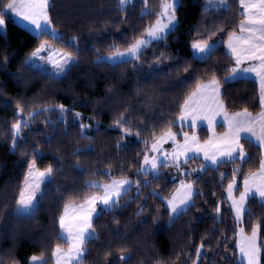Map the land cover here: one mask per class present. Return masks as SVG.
Returning a JSON list of instances; mask_svg holds the SVG:
<instances>
[{"label":"trees","instance_id":"1","mask_svg":"<svg viewBox=\"0 0 264 264\" xmlns=\"http://www.w3.org/2000/svg\"><path fill=\"white\" fill-rule=\"evenodd\" d=\"M4 2L0 0V5ZM51 2L54 5L51 15L58 33L63 34L65 39L79 36L83 50L77 57L79 64L63 79L50 80L38 69H29L24 65L23 61L30 57L39 41L20 26L12 14L5 17L6 34L0 32V261L3 264H29L32 255L43 254L48 264H54L51 252L55 245L59 243L67 247L57 239L59 228L56 218L63 211L64 203L72 193L77 194L75 202L80 203L82 197L89 194V190L82 187L89 180L109 182L107 176L93 173L110 170L120 179L121 168L123 175L132 181L131 188L117 207L95 218L96 238L86 244L83 264H124L119 260L121 255L128 257L127 264H234L239 261L234 243L238 229L230 211L226 188L234 168H241L242 174L237 176L241 188L243 174L257 170L260 159L258 146L245 143V150L252 157L247 164L241 165L237 161L235 164H222L216 170L209 167L202 172V178L194 185L202 195L195 196V206L179 215L173 223L169 222L166 200L162 203L161 198L170 197L179 187L183 178L180 172L174 167H162L158 179H153L151 174H138L145 151L142 141L148 140L150 145L154 125H158L155 131L159 135L167 120L176 118L177 112L173 109L178 106L183 93L194 87L193 80L184 89H174L166 76L158 77L155 73L152 79H145V74L151 70L150 65L155 66L154 57L163 52L190 58L192 40L206 38L210 28L224 27L226 32L238 31L239 21L243 19L239 0H229V9L225 12H204L201 6L204 0H180V27L170 35L168 47L165 48L163 43L149 47L141 59L150 63H143V71L135 73L131 71V64L119 68L95 64L97 56L90 49L98 48L100 54L106 56L109 45L122 47L124 39L139 35L155 19L154 16L140 18L143 5L139 0L125 12L117 11L116 0ZM159 6L160 0H149L151 12L158 11ZM125 18L126 23L122 22ZM193 26L200 31H192L189 36ZM226 32H218L211 40H219L221 36L227 39ZM40 40H46L65 52L72 51L75 55L74 49L66 48L57 39L42 36ZM225 52L226 48L221 43L207 64L194 63L192 68L199 75L205 69L218 66L220 71L217 75L223 81L228 75L225 67L233 66ZM173 63V60H165L161 66ZM186 75L181 66L179 71L170 73L171 81ZM222 91L229 113L245 107L253 114L260 111L259 85L255 80L237 79L223 84ZM17 103L24 107L25 118L30 111L60 104L71 111L64 114L63 119L57 111L36 116L30 121L31 127L24 128L21 133L27 138V145L17 147L13 152L10 132L11 124L16 122L14 113ZM77 112L83 123L91 124L87 130L91 139L81 138V120L75 117ZM120 113L129 118L133 132L146 126L140 137L123 136L113 123ZM159 117L165 120H158ZM49 120L51 125L47 123ZM173 131L179 133L180 125L177 124ZM183 131L192 134L188 127H184ZM196 133L203 142L210 135L205 127L197 129ZM178 139L182 142V135ZM33 148L43 154L38 158L41 169L51 164L57 171L53 173L51 183L46 182L43 186L47 195L41 202L40 211L32 219H21L11 214L16 207L13 197L18 193L27 170L24 161L32 158ZM88 148L94 151L71 155L77 149ZM203 163L201 158L190 160L183 165L182 171L199 168ZM77 165L83 169L82 172L71 171ZM176 173L180 176L175 177ZM221 173L227 178L221 180ZM137 180L150 181L147 187L141 183L140 195H137ZM61 186L67 188V192L56 191ZM153 191L160 196L150 195ZM60 196L65 199L58 200ZM218 205L220 213L216 211ZM247 209L251 216L245 215L244 229L251 234L252 226L261 223L260 244L264 245V206L254 197L249 200ZM201 243L204 247L197 259L196 249ZM225 257L229 259L226 261ZM261 259L264 264V248Z\"/></svg>","mask_w":264,"mask_h":264},{"label":"snow or ice","instance_id":"2","mask_svg":"<svg viewBox=\"0 0 264 264\" xmlns=\"http://www.w3.org/2000/svg\"><path fill=\"white\" fill-rule=\"evenodd\" d=\"M136 0H116L117 11L125 12L129 7H134ZM143 5L140 12V18L154 16L155 19L147 24L139 35H133L130 39H124L122 47L111 44L108 47V55H101L100 49L93 47L90 51L94 52L97 59L94 61L97 65H107L110 68H119L125 65H132L131 71H143V63H150L148 60L142 61L149 47L164 44L167 48V41L172 33H175L180 27L178 11L180 0H160V6L155 13L149 10V0H139ZM204 12L218 11L225 12L229 9V0H204L201 5ZM239 6L243 10L241 15L243 19L239 21L238 31H227L224 27H213L208 30L209 35L192 40L190 44L191 56L185 58L174 54L161 53L156 60L155 66L145 74V79H152L153 73L159 76H166L174 89H184L194 80V87L183 93L178 106L173 109L177 112L175 119L167 120L166 126L160 131L159 135L154 130L151 134V143L143 140L145 151L143 160L138 169L139 175L151 174L153 179L160 178L159 169L174 167L183 177L180 179L179 187L168 198H161V202L166 200V211L169 214V222L173 223L179 215L187 213L194 207V197L202 195L194 185L202 176V172L212 167L216 170L220 165L227 163L247 164L252 157L245 150V143L258 146L260 159L256 171H249L243 174L242 188L237 181L241 168L232 170L231 181L227 184V199L230 203V211L234 213L233 219L237 226L244 221L245 215L251 216L246 208L250 198L258 197L262 206H264V0H239ZM54 5L51 0H5L0 5V32L6 34L5 17L12 14L20 20L25 29L30 31L39 43L31 51L28 59L24 60V65L29 69H38L42 75L50 80H61L66 77L73 68L79 64L77 57L82 53L80 47V37L72 36L65 39L63 34L58 33L54 26L51 11ZM215 19H219L216 17ZM124 23L127 22L126 18ZM136 31L135 29L133 30ZM192 31L199 32L200 29L193 26ZM225 33L227 39L223 36L219 40H211V37L217 33ZM48 36L57 39L63 43L66 48L74 49L64 52L53 49L46 40H40V37ZM211 41V42H209ZM223 44L226 48L225 55L230 57L233 66L225 67L228 75L223 81L218 77L220 71L218 66L205 69L197 75L196 70L192 68L194 63L207 64L216 54ZM165 60H173L174 63L162 67ZM51 65L46 68L44 65ZM181 66L187 73L182 79L175 82L171 81L170 73L173 70L179 71ZM6 67V64H5ZM191 69V70H190ZM248 74H254L256 82L259 85V108L260 111L255 115L247 107L241 111L228 113L223 98V84L237 79H248ZM204 77H210L205 79ZM17 111L14 113L16 122L11 124V150L14 152L17 147L27 145V138L22 136L24 128H30V121L36 116L45 112L57 111L63 119L71 109L63 104L55 107H44L28 112L27 117L23 115L25 109L20 103L16 105ZM75 117L81 120L79 123L80 136L82 139H91L87 130L91 124L82 122L80 113H75ZM221 117L222 121H218ZM158 120H165L159 117ZM51 125V121H47ZM114 125L120 130L123 136L140 137L145 127L138 128L133 132L129 118L120 113L113 121ZM180 125V132L173 131V128ZM206 123L207 131L210 133L207 140L200 142L196 134V129ZM222 126L225 131L217 135L216 127ZM192 130V134L183 131L184 127ZM98 130V129H97ZM182 135L183 142H180L178 136ZM51 137H49V140ZM165 144L171 145V151L164 148ZM120 145H118L119 147ZM94 151L92 148L80 150L77 149L71 153L72 156H79L86 152ZM43 154L36 148H33L31 159L25 160L27 170L23 181L19 186L18 193L13 197L16 207L12 215L21 219H32L40 211L41 202L47 195L42 185L46 182L51 183L53 173L57 171L51 164L41 170L38 165V158ZM203 158L204 163L199 168H192L190 171H182L183 165L188 164L190 160ZM61 172L63 170H60ZM71 171L82 172L83 169L78 165ZM195 174V175H194ZM96 176H107L109 182L103 183L96 180L87 181L82 187L89 190V194L82 197L80 203L75 202L76 193L68 198L63 205V211L56 218L59 233L57 239L63 241L67 247L56 244L51 252L54 264H83L86 255V244L95 239L94 220L105 211H111L120 204L123 195L130 190L132 181L123 175L117 179L109 170L107 172H95ZM227 178L226 174L221 173V180ZM145 187L150 181H136L137 195H140V185ZM67 188L58 187L56 191L67 192ZM239 192V196L235 195ZM150 195L159 197L158 192H151ZM64 196L58 197V200H64ZM142 212L143 209H140ZM217 213L221 209L219 205L216 208ZM140 214L139 212L137 213ZM262 232V224L257 223L252 226L251 234L246 233L244 227L238 228V239L234 242L235 248L239 252V261L234 264H262V248L264 245L258 241ZM204 244L196 249V256L199 259L201 249ZM128 257L121 255L120 261L127 264ZM229 258L225 257L227 261ZM3 264V261H0ZM29 264H48L43 254L32 255L29 258Z\"/></svg>","mask_w":264,"mask_h":264},{"label":"rangeland","instance_id":"3","mask_svg":"<svg viewBox=\"0 0 264 264\" xmlns=\"http://www.w3.org/2000/svg\"><path fill=\"white\" fill-rule=\"evenodd\" d=\"M136 1H138V0H136ZM13 16V18L16 20V22L20 25V26H22L24 29H25V27H24V25L20 22V20L18 19V18H16L14 15H12ZM30 32V31H29ZM49 44V43H48ZM49 46L51 47V48H53V49H58V50H60V51H64V50H62V49H59V48H57V47H55L54 45H52V44H49ZM65 52V51H64ZM44 67H46V68H51V65H44ZM248 79H252V80H255L256 81V79H255V76H254V74H248ZM235 81V80H234ZM229 113V112H228ZM230 115L232 114V113H229ZM255 115V114H254ZM217 120L218 121H222V118L221 117H217ZM178 125H179V123H177ZM200 127H205V128H207V126H206V123H202L201 124V126ZM199 127V128H200ZM199 128H197V129H199ZM196 129V130H197ZM216 133H217V135H220V134H222L224 131H225V128L224 127H222V126H219V124H218V126L216 127ZM197 134V133H196ZM210 134V133H209ZM189 135H191V134H189ZM197 136L199 137V135L197 134ZM183 142V141H182ZM200 142L201 143H203V141H201L200 140ZM171 145L170 144H165L164 145V148L166 149V150H168V151H171V147H170ZM202 160H203V158L202 157H200ZM38 166V165H37ZM39 167V166H38ZM40 168V167H39ZM41 169V168H40ZM41 170H43V169H41ZM160 173V172H159ZM180 176V174L179 173H176L175 174V177H179ZM182 179V178H181ZM44 185H42V187H43ZM235 195L238 197L239 196V193L238 192H236L235 193ZM255 198H258V197H255ZM251 199V198H250ZM249 199V200H250ZM259 199V198H258ZM249 202V201H248ZM228 203H229V206H230V201L228 200ZM248 204V203H247ZM246 208H247V205H246ZM233 216H234V213H233ZM245 218V217H244ZM239 227H244V221H243V223L241 224V225H239V226H237V229L239 228ZM237 239H238V234H237ZM259 243H260V239H259V241H258ZM239 259H240V257H239Z\"/></svg>","mask_w":264,"mask_h":264},{"label":"crops","instance_id":"4","mask_svg":"<svg viewBox=\"0 0 264 264\" xmlns=\"http://www.w3.org/2000/svg\"><path fill=\"white\" fill-rule=\"evenodd\" d=\"M186 127V126H185ZM201 128V127H200Z\"/></svg>","mask_w":264,"mask_h":264}]
</instances>
